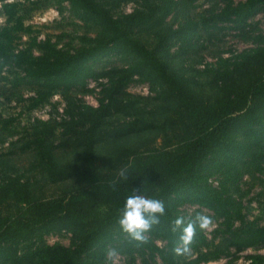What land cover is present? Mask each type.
<instances>
[{
	"label": "trees",
	"instance_id": "trees-1",
	"mask_svg": "<svg viewBox=\"0 0 264 264\" xmlns=\"http://www.w3.org/2000/svg\"><path fill=\"white\" fill-rule=\"evenodd\" d=\"M129 1L135 4L130 11L116 12ZM55 2H66L94 33L81 35L73 51L39 39L24 25L18 2L0 0V70L22 73L13 79L33 91L28 108L56 93L64 101L63 117L36 120L32 140L19 148L33 151L47 181L67 185L60 195L43 198L26 179L0 178V264H111L110 249L123 255V264H136L137 257L144 263L157 257L163 264H199L264 245V223L247 218L232 196L243 175H264V34L254 36V48L197 70L206 73L201 80L176 63L193 49L197 22L184 15L173 27L167 20L177 8L187 14L197 0ZM262 9L264 0L228 1L204 20L241 32ZM21 36L26 40L19 46ZM98 79L105 82L96 105L73 95L89 92L88 80ZM133 82L145 83L152 96L131 95L126 88ZM58 147L73 152L71 158L58 161L53 152ZM131 195L165 206L143 241L119 224ZM183 204L219 218L216 242H208L198 225L190 243L180 240L173 221L194 220L180 213ZM60 232L70 235L67 246L45 242V235ZM187 248L195 255L179 258ZM247 259L264 264L262 253Z\"/></svg>",
	"mask_w": 264,
	"mask_h": 264
},
{
	"label": "rangeland",
	"instance_id": "rangeland-1",
	"mask_svg": "<svg viewBox=\"0 0 264 264\" xmlns=\"http://www.w3.org/2000/svg\"><path fill=\"white\" fill-rule=\"evenodd\" d=\"M7 1L18 2V14L21 15L24 25L31 27L32 34L38 35L39 39L48 37L57 48L62 50L73 51L82 44L79 39L81 35L87 37L94 35L92 30L86 28L81 21L71 14L66 2L58 5L55 0ZM228 1L235 4L242 0H197L193 6L187 9V14L181 13L177 8L167 19L173 27L183 23L184 15L197 22L198 31L196 33L198 37L193 49L189 50L182 59L176 61L178 67L180 66L186 75L206 80L205 72L196 73V71L214 66L219 58L230 59L241 50L254 48V36L264 34V9L252 16L241 32L232 29L231 24L227 23H219L211 27L204 19L220 10ZM134 5L133 1L123 3L116 12H128ZM3 24L4 17L0 14V26ZM140 39L147 47L151 45L147 38L140 36ZM25 40L26 36H21L17 44L21 46ZM111 61L110 64L117 65L119 63L117 60ZM21 75L22 73L18 69L12 67L4 66L0 70V178L2 176H17L20 180L26 179L33 188H38L40 197H55L60 195L67 185L47 181L42 176L41 168L35 160L33 151L21 150L19 147L22 143L32 140L31 127L36 124V120L59 121L63 117L64 101L56 93L49 98L48 102L34 108H28L27 99L33 95V91L25 86L21 80L13 79L14 76ZM104 82L105 79L88 80L87 87L90 91L73 95L94 106L96 105L95 99L98 97L99 85ZM126 91L131 95L152 96L143 82L129 84ZM58 131L59 128H56L55 134ZM58 141L59 137L56 134L53 143L56 144ZM53 152L60 162L71 158L69 154H73L68 148L60 147L54 149ZM216 182L214 179L213 184ZM237 189L236 192H232V196L240 202L242 213L249 219L260 217V222L264 223V217L261 215L264 202V175H243ZM179 211L185 217L192 216V219H195L198 213L210 217L211 225L207 229L201 230L208 242L217 241V237H214V231L221 228L220 220L211 211L191 204H183L179 207ZM69 236L66 232L51 233L45 235L44 240L48 244L60 243L67 246L70 243ZM156 244L162 245L159 241H156ZM252 253L264 254V245L249 247L237 254L199 264H247V257ZM194 255L195 250L192 248H187L178 254L179 258L184 259ZM123 260V255L117 253L111 264H123ZM136 264H163V262L155 257L152 261L149 260L144 263L137 257Z\"/></svg>",
	"mask_w": 264,
	"mask_h": 264
},
{
	"label": "clouds",
	"instance_id": "clouds-1",
	"mask_svg": "<svg viewBox=\"0 0 264 264\" xmlns=\"http://www.w3.org/2000/svg\"><path fill=\"white\" fill-rule=\"evenodd\" d=\"M124 173L121 172V176ZM165 206L163 201L154 198H145L141 195H131L126 198L119 224L123 231L127 232L133 239L144 240V233L151 230L153 224L158 223L159 216L164 215ZM211 218L198 213L193 221L187 224L183 216H178L174 221V231L180 229V240L187 245L191 242L195 228L207 229L211 225ZM179 251V249H177ZM117 255L115 249L107 252V259L112 261Z\"/></svg>",
	"mask_w": 264,
	"mask_h": 264
}]
</instances>
